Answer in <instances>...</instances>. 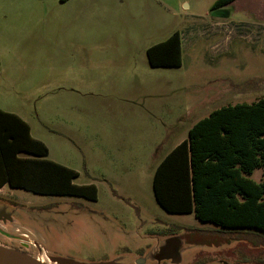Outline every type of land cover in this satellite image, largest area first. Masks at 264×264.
Segmentation results:
<instances>
[{"label":"rangeland","instance_id":"rangeland-1","mask_svg":"<svg viewBox=\"0 0 264 264\" xmlns=\"http://www.w3.org/2000/svg\"><path fill=\"white\" fill-rule=\"evenodd\" d=\"M214 2L0 0V109L78 173L74 184L97 188L96 201L0 189L10 217L0 218L1 246L42 264L121 263L174 239L175 264H264V235L223 239L193 214L164 211L152 190L158 163L193 122L264 97V0ZM174 32L181 66L151 68L146 50ZM32 241L45 252L22 248Z\"/></svg>","mask_w":264,"mask_h":264},{"label":"trees","instance_id":"trees-1","mask_svg":"<svg viewBox=\"0 0 264 264\" xmlns=\"http://www.w3.org/2000/svg\"><path fill=\"white\" fill-rule=\"evenodd\" d=\"M235 1L215 0L211 9ZM146 57L151 68L180 67V33L149 47ZM258 170L264 177V97L222 106L197 121L158 163L153 195L167 213L193 214L218 228L215 235L226 234L220 235L223 239L227 234L263 238L264 180L251 179ZM77 177L76 171L48 159L47 147L31 136L24 120L0 109V188L96 201L95 185H76Z\"/></svg>","mask_w":264,"mask_h":264},{"label":"flooded vegetation","instance_id":"flooded-vegetation-1","mask_svg":"<svg viewBox=\"0 0 264 264\" xmlns=\"http://www.w3.org/2000/svg\"><path fill=\"white\" fill-rule=\"evenodd\" d=\"M2 216H3V214L0 215L1 219H3ZM23 245H24V247H22V248L25 250L36 251L38 254L39 253L42 254L43 252H45L43 250V248L34 241L29 242L28 244H23ZM164 246L165 245H163V250L159 254H157L156 256H154L152 254L151 256L148 257V259H146L144 256L145 255L144 252H142L140 254H137L136 258L133 259L131 262H121V263H117V264H147V262H149V264H175V263H177L179 261L178 251H179L180 245H177L178 249L175 252H174L175 249L173 247H170L171 245L168 247H166V246L164 247ZM50 264H52V263L50 262ZM192 264H204V261L194 260V262H192Z\"/></svg>","mask_w":264,"mask_h":264},{"label":"water","instance_id":"water-1","mask_svg":"<svg viewBox=\"0 0 264 264\" xmlns=\"http://www.w3.org/2000/svg\"><path fill=\"white\" fill-rule=\"evenodd\" d=\"M6 219L9 220L10 217L6 216L3 220L6 221ZM170 244H172V247H173V245L177 243L174 239H168L165 246L168 247L170 246ZM177 249L178 247L175 248V250ZM22 257H26L28 261L24 260ZM48 260L52 264H81L71 259L61 258V257H49ZM33 261L35 260L25 254H22L18 251H15V250H12V249H9V248H6L0 245V263L1 264H35L33 263ZM91 264H117V263L105 262V263H91Z\"/></svg>","mask_w":264,"mask_h":264},{"label":"bare ground","instance_id":"bare-ground-1","mask_svg":"<svg viewBox=\"0 0 264 264\" xmlns=\"http://www.w3.org/2000/svg\"><path fill=\"white\" fill-rule=\"evenodd\" d=\"M24 260L28 261V259L26 257H22ZM35 261H33V263L35 264H42L43 262L41 260H36L34 259ZM1 264V263H0Z\"/></svg>","mask_w":264,"mask_h":264},{"label":"crops","instance_id":"crops-1","mask_svg":"<svg viewBox=\"0 0 264 264\" xmlns=\"http://www.w3.org/2000/svg\"><path fill=\"white\" fill-rule=\"evenodd\" d=\"M17 116H18V115H17ZM18 117H19V116H18ZM201 119H202V118H201ZM22 120H23V119H22ZM199 120H200V119H198L197 121H199ZM197 121L193 122L192 126H193ZM192 126H191V127H192ZM30 134H31V129H30ZM37 140H38V139H37ZM39 141H40V140H39ZM178 144H179V143H178ZM178 144H177V145H178ZM44 145H45V144H44ZM175 146H176V145H175ZM175 146H174V147H175ZM174 147H173V148H174ZM173 148H172V149H173ZM48 154H49V151H48ZM4 187H6V185H5ZM4 187H2V188H0V189H3Z\"/></svg>","mask_w":264,"mask_h":264}]
</instances>
